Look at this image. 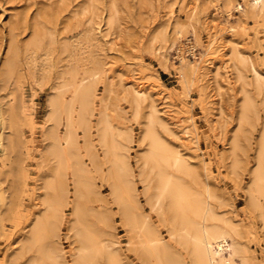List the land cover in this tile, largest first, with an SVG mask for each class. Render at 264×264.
<instances>
[{
    "label": "rangeland",
    "instance_id": "374dc122",
    "mask_svg": "<svg viewBox=\"0 0 264 264\" xmlns=\"http://www.w3.org/2000/svg\"><path fill=\"white\" fill-rule=\"evenodd\" d=\"M249 1L0 0V264H30L36 254L35 248H28V240L46 210V183L58 166L49 152L53 141L49 131L58 127L62 134L66 123L63 111L61 125L54 124L50 99L64 94L70 101L73 80L83 78L91 83L94 96L91 128L79 121L74 124L92 187L81 203L87 210L85 223L113 244L120 263L152 264L139 255L113 195L111 164L96 127L104 112L114 135L119 134L116 139L125 146L144 213L183 264H193L190 247L171 235L167 201L153 207L155 173L143 157L149 149L144 130L155 101L157 132L190 163L184 174L187 183L198 190L209 186L218 217L236 227L232 238L239 256L249 264H264V221L250 201L264 122L263 93L257 91L249 68L251 63L264 80V10L251 14ZM238 2L246 7L244 15L233 8ZM231 26L236 29L230 31ZM179 31L182 38H177ZM213 37V48H219L206 54ZM190 41L199 44L194 55L186 52ZM11 60L15 68L8 77ZM133 71L144 79L138 80ZM142 81L149 93L138 105L129 90ZM246 95L254 97L259 113H250L249 120L242 122ZM184 128L194 141L185 137ZM69 165L70 161L65 175L69 191L56 241L63 254L58 262L78 264L74 253L79 243L71 230L75 197ZM261 203L264 210V197ZM100 258L91 263L107 264Z\"/></svg>",
    "mask_w": 264,
    "mask_h": 264
},
{
    "label": "bare ground",
    "instance_id": "6f19581e",
    "mask_svg": "<svg viewBox=\"0 0 264 264\" xmlns=\"http://www.w3.org/2000/svg\"><path fill=\"white\" fill-rule=\"evenodd\" d=\"M247 6L250 8L251 14L260 15L264 10V0H251L247 3ZM233 8L237 10L240 15H244L246 13V7L242 3H235ZM228 14L231 17L233 16L230 12ZM235 29V26H231V28H229L230 31H234ZM182 37L181 31H179L177 38ZM215 42L216 37H213L205 48L204 52L206 54H213L216 52L219 46L217 45L216 49H214L213 47H215ZM188 43H190V45L186 52L189 51L193 53L199 44L191 41ZM165 59H167V57ZM13 68H15V66L14 62L11 60L9 61L7 68L8 77L11 76ZM218 68L220 67L218 66ZM225 68L227 69L228 66H225ZM249 68H251L254 73V83L256 84L255 86L257 91L259 93H263L262 104L264 108V80L260 77L257 70L251 63ZM180 69H183V65ZM193 70L195 71V69ZM194 71H192V73H194ZM133 72H135L134 76L138 80L144 79L139 72ZM183 74L184 73L181 75ZM73 81L72 87L74 88V94L70 101H65L64 94L50 99L52 118L55 121L54 124L57 126L61 125L60 123L62 121L61 118L63 111L66 113V120L64 119L66 123L62 134H60L58 127L55 129L52 128L53 130L51 133L49 131V134L51 135L50 137H52L53 140L49 152L53 158L57 160L58 166L53 173V178H49L50 180L46 183L45 192L47 191V197L45 196L46 198L44 201L46 210L44 214L40 215L41 217L36 220L31 231L30 239L28 240V248L36 249L34 258L31 262H29L30 264H61V262L58 261L61 260L60 258H63V254L56 238L60 235V227L63 221L64 213L63 205L64 202L67 201L69 191L65 175L68 169V161H70L71 165L69 166L71 167L70 171L75 197L73 212L75 219L71 225V230L74 232V235L79 243V246L74 253V259L78 264H90L94 260L101 257L99 260L105 258L107 264H121L118 258V251H116L113 244L111 242L108 243L107 240L102 238L103 235L101 236L98 230L95 231L91 229L85 223L87 210L83 207L81 200L88 192H90L92 187L90 182L87 180V170L84 165V161H82L78 152V138L74 130V124L75 121H79L80 124L83 123V125L87 128H91L90 122L93 114L92 103L94 94L93 87L90 82H87L86 78L80 79L79 81L74 79ZM136 85L129 91L132 93L131 95L134 97L136 103L140 105L146 100L147 94L149 93L147 92L149 87H147L146 84L144 85L143 81L142 83L138 82V85ZM188 87L187 93L191 92V86L188 85ZM165 99L164 102H167V98ZM154 102L155 101H152L151 104L152 114L149 118H147L148 125L146 124V132L144 130L145 138L149 142V149L147 148L148 151L147 153L145 151L146 154L143 157L144 164L149 167L151 172L155 173V192L152 195L153 207H162L164 201H167L168 210L173 224L171 235H176L178 237L176 238L179 239L183 245L190 247L193 264H249L245 257L243 258L242 255L239 256V253L241 252L237 243L232 238V233L237 232L236 227L230 225L233 223H231L229 219H226L228 221H225L223 224L222 222L225 218H222V221V219L218 217L219 215L211 202L213 199V193L211 192L209 186L206 184L204 190H202L203 188L198 190L185 180L184 174L189 171L190 163L187 159H185V157H183L179 149L176 150L177 148L173 149V146H169L171 144L166 143V141L157 132L156 123L159 121V117L157 114L158 110ZM243 103L244 104L241 106L242 111L240 114V120L242 122H246L249 120L250 113L255 112L254 114H258L259 112L252 95H246V100ZM165 106L171 111L169 105ZM137 113L139 114V110ZM106 114L108 115V113L104 112L99 115L96 123L97 133L101 145L105 148L104 156L111 164L108 170V176L112 179L113 195L115 196V200H117L119 206L122 208L121 212L125 221V227H127L128 230L134 234L135 242H133L137 245L139 255L144 258L143 260H147L149 263L152 262V264H183L180 257L176 255V253L167 245L152 225L149 217L144 213L141 202L142 197L137 192V187L132 178L133 172L131 173V167L128 166L127 162L128 158L126 159V152L124 153L125 146L122 147L120 142L117 140L118 138L116 139V137H119V134L118 136L114 135V128L112 129L113 126L110 123L111 121L109 122V118H107ZM182 124L183 123H179V125ZM241 124L243 125V123ZM175 125L177 126L178 124ZM116 130L117 129H115V131ZM116 132L118 133V130ZM184 133L185 137H190L192 140L194 139V136L188 129H185ZM130 135L132 137V134ZM91 146L93 145L91 144ZM235 146L237 145L235 144ZM91 151L90 153H93ZM190 173L191 172H189V174ZM145 194L149 196L150 191L146 190ZM263 197L264 122L259 138L256 166L253 169V178L250 189V201L259 209L264 221V210L261 203V199ZM131 240H129V242ZM28 250L26 249V251Z\"/></svg>",
    "mask_w": 264,
    "mask_h": 264
}]
</instances>
